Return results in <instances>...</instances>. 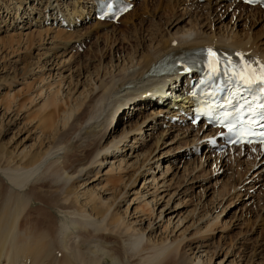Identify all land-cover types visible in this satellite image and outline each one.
Wrapping results in <instances>:
<instances>
[{
	"label": "bare ground",
	"instance_id": "bare-ground-1",
	"mask_svg": "<svg viewBox=\"0 0 264 264\" xmlns=\"http://www.w3.org/2000/svg\"><path fill=\"white\" fill-rule=\"evenodd\" d=\"M154 2L142 1L121 21ZM167 2L182 12L219 11V17L235 10L234 26L209 12L190 28L172 18L167 32L144 35L123 54L112 46L121 31L94 20L91 0H0V85L10 90L0 101V134L11 135L4 143L13 148L6 153L0 146V264L262 262L263 243L253 236L264 230V214L256 232V220L245 218L261 203L264 212V152L251 147L217 154L216 130L173 125L175 105L159 104L156 82L146 74L168 57L197 50L236 52L264 63V36L250 28L264 20V11L233 0ZM87 17L94 25L85 26ZM59 18L66 27L44 25ZM250 22L248 32L240 29ZM77 43L89 50L100 43L96 71L78 72ZM31 48L38 50L34 63L16 69ZM20 74L31 82L23 79L12 92ZM179 79L185 81V73L170 80ZM148 108L154 113L112 134ZM164 126V133L155 132ZM167 135L174 137L166 147L184 146L163 152ZM179 149L185 151L166 163ZM219 227L226 231L221 236L233 235L213 243Z\"/></svg>",
	"mask_w": 264,
	"mask_h": 264
},
{
	"label": "rangeland",
	"instance_id": "rangeland-1",
	"mask_svg": "<svg viewBox=\"0 0 264 264\" xmlns=\"http://www.w3.org/2000/svg\"><path fill=\"white\" fill-rule=\"evenodd\" d=\"M168 0H156V2H154V3H151V4H148V6L146 7V8H144V7H142V8H140V9H138V11L136 12V14L135 15H133L132 16V18H131V20H128V21H131V22H128V21H125V22H123V23H121V24H119L118 25V30H120L121 31V34L122 35H118V41L117 42H115V44H113L112 46H114V48H116V49H119L120 51V53H123V54H126V53H128V54H130L131 53V50H132V48L135 46V45H137V43L139 44L140 43V41H141V38L144 36V35H148L149 33H151V32H153V31H155L156 30V33L158 32V29H160V30H162V31H168L167 29H166V27H168V25L170 24V22H171V19L173 18L174 20H176V18L177 19H179L180 17L184 20V22L182 23V27L183 28H185L186 26H188L189 28L190 27H192V24L193 23H195V20L197 21L199 18H201L202 16V18H204V17H208L209 15H208V12H209V14H211V16H213V20H216V22H218V21H220L221 23H225V21L226 22H229L230 23V25H232V26H234V21H232V15H234V11H232V12H230L229 14H227V15H224L223 17H219V15H220V12L219 11H217V13H218V15H215V11L213 10V11H206V10H202V11H200V12H197V10L198 9H194V8H192L191 10H188V12H182V10H181V8L178 6V5H171V4H168V2H167ZM199 3H200V1H199ZM171 6V7H170ZM158 8V9H157ZM202 12V13H201ZM198 14H200V15H198ZM206 15H208V16H206ZM185 16V17H184ZM191 16V17H190ZM217 16V17H216ZM235 16V15H234ZM93 17V16H92ZM185 19H186V21H185ZM231 19V20H230ZM27 21H30V22H28V23H26V24H29L30 23V25H31V23L32 22H34V19L32 18V19H30V20H27ZM79 21V20H78ZM204 22H207V20H204ZM34 24V23H33ZM191 24V25H190ZM208 24H209V26H210V22L208 21ZM213 24L214 25H216V28L218 29V24H216L215 22H213ZM21 25H25V23L24 24H21ZM90 26L91 25H94V24H89ZM89 25H86V26H89ZM214 25H213V28H214ZM250 25H251V22H250V24L248 23L246 26H244V27H240V29H244V30H246L247 32H248V29H249V27H250ZM154 26V27H153ZM232 28H234V27H232ZM251 29H252V32H254V33H256V34H260V36L261 37H263L264 36V20L262 21V22H259L257 25H254L253 27H250ZM146 33V34H145ZM124 37H125V40H124ZM123 39V40H122ZM100 43H98V45H96L95 46V44H93L92 45V47L90 48V50L88 49V46H87V50H85L84 52H82V53H78V58L76 59L77 61L74 63V65L75 66H80V71L78 70V72L80 73L81 71H82V74H83V72H91V71H96L99 67H100V58H98V57H96V58H94L95 56H94V54H95V51H97L96 49H97V46L98 47H100V45H99ZM123 49V50H122ZM29 50H33L32 52L31 51H29ZM29 50H27V51H25L24 52V54L22 55V57H21V63L20 64H18L17 66H16V69H19V68H22V67H25L27 64H30V63H34V62H32L33 60H35L34 58V56H35V54H37V52H38V50L36 49V48H31V49H29ZM37 50V51H36ZM92 50V51H91ZM94 51V52H93ZM89 52V53H88ZM5 55V54H4ZM79 55H81V57L79 56ZM90 55V56H89ZM34 57V58H33ZM109 57H111V55L109 54ZM79 61V62H78ZM109 61V59H105V62L107 63ZM88 63V67L86 68V66H84L85 67V69H83L82 68V66L81 65H86ZM95 66V67H94ZM88 70V71H87ZM77 72V73H78ZM22 73H24V71L22 72ZM30 76H24V78H23V75H21L20 74V76H18L17 78H16V83L15 84H17L14 88H12V92L13 91H16V90H18V88H20V86H21V84H23V82H25L24 80H26V82H31V80H28V79H30L29 78ZM27 78V79H26ZM24 79V80H23ZM1 84V83H0ZM19 86V87H18ZM16 89V90H15ZM6 92H10V90H7L6 89V87L5 86H2L1 87V85H0V101L4 98V96H5V94H6ZM11 92V93H12ZM22 98V99H21ZM25 100V96H23V97H20L19 98V100H18V102L20 103L21 101H24ZM26 101V100H25ZM154 109L153 108H148L147 110H145L144 111V114H142V115H140V111H135L134 112V114H133V116L132 117H130V118H128V119H126L123 123H121L120 124V126H119V128H115V130H113L112 131V134H115V136L116 135H118L121 131H122V128H123V126H125L126 124H130V123H135V121L137 122V120H139V118L141 119V117L142 116H144L145 115V113H148V114H150L152 111H153ZM153 113H154V111H153ZM147 114V115H148ZM31 119V118H30ZM29 119V120H30ZM33 119H35L36 120V117L35 118H32L31 120H33ZM40 119V118H39ZM39 119L37 118V120L39 121ZM116 119V118H115ZM159 119V118H158ZM157 119V120H158ZM155 121L156 120H150L149 122H148V124L150 125V126H155ZM34 123L35 122H33V125H34ZM116 126V125H115ZM114 126V127H115ZM4 127H5V125H4ZM157 127V126H156ZM42 128V127H41ZM120 129V130H119ZM165 129H166V127L164 126V127H162V128H160V129H158V130H155V132H157L158 131V133H161V132H163L164 133V131H165ZM117 131V132H116ZM116 132V133H115ZM148 132H149V128H147L146 129V135L148 134ZM175 135V134H174ZM174 135L172 136V135H167V136H165V138H164V140H163V143H164V145L162 144L161 145V148L164 146V147H166V146H168L169 144H170V142H171V140L173 139L172 137H174ZM61 136V135H60ZM171 136V137H170ZM135 137V136H134ZM167 137V138H166ZM152 137H149V140L151 139ZM9 139H11V135H2V134H0V146L1 147H3V148H6L7 149V151H2V152H6V153H8V152H11V150L13 149V148H10L11 146L9 145V146H6L5 145V143L4 142H6V144H7V142L9 141ZM132 139L133 138H131L130 139V143L131 142H133L132 141ZM166 139V140H165ZM170 140V141H169ZM177 141H179V140H177ZM151 142H153L154 143V141H151ZM150 141H148V143L150 144L149 146H151L153 143H151ZM31 143H34V140H32V141H30V144ZM180 146H179V145ZM177 145V146H176ZM183 147L184 145L181 143V142H176L174 145H172L171 147H166V149L164 148V150H163V152H166L167 150H169L170 148H173V149H175L176 150V147ZM9 149V150H8ZM172 149V150H173ZM180 150V149H179ZM185 150H180V151H174V152H170V154H169V156L170 157H167V158H170V159H168V161H166V163H169V164H171V159L172 158H176L181 152H184ZM38 155V154H37ZM153 162H155L154 160L153 161H151V163H152V165L154 164ZM172 165H175V166H177L178 165V163H174V164H172ZM152 167V170L155 168V164L153 165V166H151ZM152 170H151V172H152ZM208 170H209V167H208ZM203 172H201V174H202ZM214 176V175H213ZM215 177V176H214ZM181 180V179H180ZM227 189H230V186H227ZM197 191H199V189L197 190ZM193 203V202H192ZM195 204V203H194ZM261 205H262V203H261ZM260 205V206H261ZM260 206L259 205H257V206H255V207H253L252 208V213H255V214H252L251 215V217L249 216V217H246L245 219H247V218H250L252 221H255V223L253 224V229L252 230H255V232L259 229V227L258 226H260V224H261V222H262V219H260V218H262L263 217V214H264V212L263 211H261V209H260ZM260 209V210H259ZM258 212H260V217L258 218V219H256V218H254V216H256L257 215V213ZM263 212V213H262ZM261 213H262V215H261ZM250 222V221H249ZM257 222V223H256ZM260 222V223H259ZM259 224V225H258ZM257 229V230H256ZM260 229H261V231H260ZM259 230H258V233L257 234H255L254 236H253V238H257V240L259 239V241H261V243H263V248H264V230H263V228H260ZM218 230L219 231H217V235L216 236H214V239H213V243L215 242V241H217L218 240V238H220V237H229V236H232L233 235V233L232 232H229V233H225L226 234V236H221V234H223L224 232H226V231H223L220 227L218 228ZM263 231V232H262ZM235 232H237V230L236 231H234V234H235ZM230 233H232V234H230ZM230 234V235H229ZM256 236V237H255ZM229 242H230V240H229ZM262 256H264V252H263V255ZM264 257H262V262L264 263V259H263ZM261 260V259H260ZM259 262V261H258ZM262 262H260V264H263Z\"/></svg>",
	"mask_w": 264,
	"mask_h": 264
},
{
	"label": "snow or ice",
	"instance_id": "snow-or-ice-1",
	"mask_svg": "<svg viewBox=\"0 0 264 264\" xmlns=\"http://www.w3.org/2000/svg\"><path fill=\"white\" fill-rule=\"evenodd\" d=\"M249 2H251V0H249ZM108 7L110 9L111 6L109 5ZM207 51L210 57L212 58V62H211L212 71L218 74L220 70V60L217 57V54L212 49H208ZM241 59L243 58L241 57ZM227 63L231 64V61L229 60L227 61ZM224 71L226 73L231 72L233 80H235L239 86L244 87L245 90L252 92L253 90L258 89L259 93L261 95H264V68H261L259 72H257L256 70L252 69L249 65L242 64L238 66L236 69L225 68ZM241 107L242 106H239L237 109L236 115L238 119L234 122V124L229 125L228 131L230 133L234 132L235 125L239 124L240 130L236 132L237 140H239L242 143L243 142L250 143L252 142L251 139H248L247 141H245L243 137L244 135H248L249 137L252 135H257V133L253 131V125H256L255 117L259 115V119L264 120V112L257 114L255 111H253L251 113L253 117L252 123L251 125H248L247 122L244 121L243 116L240 115ZM261 107H264V105H262ZM224 119L225 120L229 119L227 114L225 115ZM256 126L264 127V125H256ZM258 135L264 138V132H260L258 133ZM260 143H264V139H261Z\"/></svg>",
	"mask_w": 264,
	"mask_h": 264
}]
</instances>
